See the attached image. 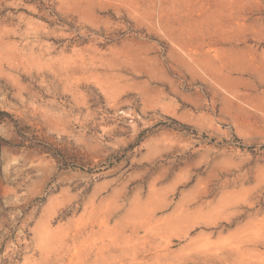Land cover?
Instances as JSON below:
<instances>
[{"label":"rangeland","instance_id":"374dc122","mask_svg":"<svg viewBox=\"0 0 264 264\" xmlns=\"http://www.w3.org/2000/svg\"><path fill=\"white\" fill-rule=\"evenodd\" d=\"M0 264H264V0H0Z\"/></svg>","mask_w":264,"mask_h":264}]
</instances>
